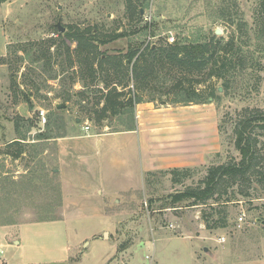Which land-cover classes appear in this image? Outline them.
Instances as JSON below:
<instances>
[{
  "label": "rangeland",
  "instance_id": "rangeland-1",
  "mask_svg": "<svg viewBox=\"0 0 264 264\" xmlns=\"http://www.w3.org/2000/svg\"><path fill=\"white\" fill-rule=\"evenodd\" d=\"M126 8V0H7L0 4V186L7 182L11 194L20 196L0 201V216L8 225L27 224L22 248L15 251L11 247L4 252L7 257L22 255L27 262L33 259L37 264H56L62 259V247L80 243L76 253L82 254L86 251L84 241L96 236L116 241L119 253L133 247L129 264H156L158 258L163 259L161 264H191L188 245L199 247L193 239L200 237L204 246L217 253L211 264H264V182L256 183L251 178L241 187L229 188V193L243 195H236L235 203L215 212L206 206L185 207L184 203L171 208L167 201L184 186L195 185L210 166L238 162L234 125L245 111L264 112V53L255 52L264 50V41L256 40L254 35L256 25L262 22L264 0H145L138 19H131ZM240 21L246 24L247 36L239 39L247 46L245 51L254 53L249 66L254 65L232 75L227 92L221 82L217 83L215 100L204 104L211 108L213 118L217 114L219 129V143L213 135L211 146L214 150L218 147V152L204 160L207 165L191 168L192 177L183 186L174 185L163 172L135 179V161L130 156L116 155V150L106 145L99 148L106 154L99 162L98 179L107 185L100 188L101 195L96 192L99 188L87 186L83 174L89 168L72 161L82 148L66 146L68 141L63 138L103 135L126 127L125 122L118 121H104L98 127L87 118L105 92L102 82L113 78L110 68L103 67L102 71L98 66L100 56L122 58L137 48L162 50L213 36L225 41L234 29L230 24ZM57 24L64 29L63 34L58 32ZM90 31L102 41L113 34L125 35L97 45L100 55L93 77L82 63L75 41L89 39ZM50 39L55 42L50 58L34 63L40 57L36 54L40 43ZM132 64L126 61L129 72ZM160 72V82L152 83L149 93H144L145 100L154 98L157 107L176 95L168 90L169 83L160 84L167 79L165 71ZM69 95V101L64 102ZM255 132L258 140L264 141V133L258 129ZM40 134L49 139L39 140ZM20 136L26 140L22 142V155L15 160L12 157L17 147L12 143ZM259 154L264 165V147ZM203 213L212 225L226 216V227L206 230ZM158 236L167 238L154 247L151 241ZM221 238L224 241L218 244ZM107 251L109 247H91L87 263L93 264Z\"/></svg>",
  "mask_w": 264,
  "mask_h": 264
},
{
  "label": "trees",
  "instance_id": "trees-1",
  "mask_svg": "<svg viewBox=\"0 0 264 264\" xmlns=\"http://www.w3.org/2000/svg\"><path fill=\"white\" fill-rule=\"evenodd\" d=\"M6 1L0 0V4ZM134 2L136 4L132 6L130 0H126V9L131 19L135 17L138 19L141 13L140 9L145 5V0H134ZM261 21V24L256 25L257 28L254 33L255 39L260 42L264 41V11ZM230 26L234 29L225 41L213 36L210 40L203 39L195 43L184 41L182 44L170 45L162 48V50L157 47H149L144 50L137 48L122 58L100 56L101 63L98 66L102 71L103 67L110 68L113 72V78L104 79L102 82L105 92L97 99L94 110H89L90 115L87 118L98 127H102L104 121L126 123L124 129H114L111 133L133 131L135 129V106L146 102H156L152 97L145 100L144 93H149L152 83L158 81L160 71H165L164 75L167 78L160 84L169 83L168 90L176 94L170 102L164 103L187 106L190 104L203 105L209 99L214 101L217 83L221 82L223 91L227 92L233 83L231 76L244 73L252 69L254 65L249 66V63H253L254 53L250 54L245 51L247 46L239 39L240 36H247L246 24L240 21L231 23ZM89 34L91 35L90 38L85 39L84 42H81L83 38H76L75 41L76 49L79 51L78 55L82 59V63L87 66L89 76L93 77L96 61L100 55H97V45H106L125 37V35L122 33L113 34L109 36L108 41H102L97 38V33L90 31ZM54 43L52 39L40 43L41 47L36 51L40 57H37L34 63L50 58V48ZM95 43L97 44L95 45ZM40 44L33 45L39 46ZM69 49V47L66 48L67 54L70 53ZM255 52L262 54L264 50H255ZM126 61L129 64L133 62L130 72ZM70 98V95L66 96L63 101L68 102ZM100 105L102 106L100 107ZM91 111L96 116L93 117ZM61 112L62 110L57 111L58 114ZM256 129L264 133V112L245 111L233 128L234 148L239 154V161L217 166L212 165L207 168L204 176L195 185L184 186L183 190L169 195L167 201L169 200L171 208H177L176 205L184 203L187 204L185 207L206 206L213 212L218 208L223 210L236 202V195H243L241 192L232 191L229 193V188L241 187L244 181H249L251 178L256 183L264 182V165L260 163L259 154L260 148L264 147V141L258 140V136L255 134ZM48 133L50 134V132ZM261 135L264 136V134ZM43 139H49V136L40 134L39 140ZM25 140V136H20L18 141L12 143L13 146L17 147L13 159L17 160L22 155V142ZM6 155L9 154L6 153ZM192 173L193 169L191 168L163 172V174H168L171 177V182L174 185L179 186H183L185 181L191 179ZM151 175L148 173L144 178L147 179ZM8 185L7 182H4L0 186V201H8L13 197V200L20 198L17 193L11 194L12 190L9 189ZM2 219L0 216V226L8 225ZM202 221L206 230H218L226 227V216L218 219L212 225L203 213Z\"/></svg>",
  "mask_w": 264,
  "mask_h": 264
},
{
  "label": "crops",
  "instance_id": "crops-1",
  "mask_svg": "<svg viewBox=\"0 0 264 264\" xmlns=\"http://www.w3.org/2000/svg\"><path fill=\"white\" fill-rule=\"evenodd\" d=\"M155 105L156 102H146L135 106L136 120L133 131L63 138L68 141L65 143L66 146L74 144L76 147L80 146L82 148L81 152L77 151L76 156H72L74 157L72 161L78 163L84 169L85 167L89 168V172L84 173L83 177L88 179L86 181L87 186L91 184V187L99 188L96 191L97 194L101 195L103 191L100 188L107 185V183L105 185L104 182H100V179H98L99 171H101L99 162L102 156L106 154L101 149L106 145V148L111 147L116 150V155H125L126 158L130 156L135 161L134 169L137 172L135 179H138L139 176L144 178L148 173L207 165L204 160H210V156L218 152V147L217 150L211 149L213 135H215L217 145L219 143L218 117L217 114H214L213 118V112L209 106L205 107L204 104L173 106L166 103H161L159 107ZM99 148L101 149L99 150ZM26 226L27 224L0 226V241H3V244L0 243V249L2 256H4L0 264H37L33 259L30 260L31 262H27L22 255L7 257L4 252V249L11 247L15 251L22 248L23 229ZM166 238L158 236L151 243L155 247L156 243ZM193 240L199 243V247L189 244L187 259L190 260L191 264H211L217 253L213 252L208 246H204L202 238L199 237ZM217 243H220L219 239ZM95 245L104 247L105 250L106 247H109V251L102 254L93 264H129V257L132 254L129 250H132L133 247L119 253L116 241L109 242L97 239L96 236L93 239L86 240V242L84 241L82 246L86 248V251L82 254L76 253V248L80 246V243L62 247V259L56 264H88L89 249L95 247ZM205 249L208 252H204ZM200 252L203 256L199 257ZM162 260L158 258L156 264H161Z\"/></svg>",
  "mask_w": 264,
  "mask_h": 264
},
{
  "label": "built area",
  "instance_id": "built-area-1",
  "mask_svg": "<svg viewBox=\"0 0 264 264\" xmlns=\"http://www.w3.org/2000/svg\"><path fill=\"white\" fill-rule=\"evenodd\" d=\"M44 113L43 112H41V114H40V116L42 117L41 118V120L45 123V118H44ZM89 130V128L86 126L85 128H84V131H88ZM242 221V218H240L239 219V222H241ZM224 241V239H219V242L221 243V242H223ZM1 261H2V251H1V249H0V263H1Z\"/></svg>",
  "mask_w": 264,
  "mask_h": 264
},
{
  "label": "water",
  "instance_id": "water-1",
  "mask_svg": "<svg viewBox=\"0 0 264 264\" xmlns=\"http://www.w3.org/2000/svg\"><path fill=\"white\" fill-rule=\"evenodd\" d=\"M141 13H142V12H141ZM56 28H57V30H58V32H59L60 34H63L64 29L60 26V24H57V25H56ZM215 34H216V35H219L220 33H219V31H216ZM220 91H221V89H219V92H220ZM209 101H212V99H209ZM162 105H163V104H162ZM204 252H208V251L205 249Z\"/></svg>",
  "mask_w": 264,
  "mask_h": 264
}]
</instances>
